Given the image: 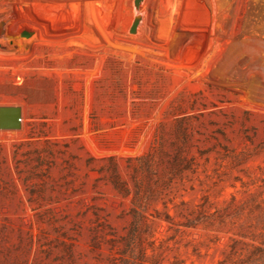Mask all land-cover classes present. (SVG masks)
<instances>
[{
  "label": "rangeland",
  "instance_id": "obj_1",
  "mask_svg": "<svg viewBox=\"0 0 264 264\" xmlns=\"http://www.w3.org/2000/svg\"><path fill=\"white\" fill-rule=\"evenodd\" d=\"M140 10L0 0V264H264V0Z\"/></svg>",
  "mask_w": 264,
  "mask_h": 264
},
{
  "label": "water",
  "instance_id": "obj_2",
  "mask_svg": "<svg viewBox=\"0 0 264 264\" xmlns=\"http://www.w3.org/2000/svg\"><path fill=\"white\" fill-rule=\"evenodd\" d=\"M141 0H132L133 15L130 24L127 28V32L134 34L137 30V26L141 20L140 10ZM21 122V109L16 105H1L0 106V128L5 129H17L20 127Z\"/></svg>",
  "mask_w": 264,
  "mask_h": 264
},
{
  "label": "trees",
  "instance_id": "obj_3",
  "mask_svg": "<svg viewBox=\"0 0 264 264\" xmlns=\"http://www.w3.org/2000/svg\"><path fill=\"white\" fill-rule=\"evenodd\" d=\"M134 213H135V216H138V217L140 216L139 212L135 211ZM167 217H169V216H167ZM132 238L133 237H130L129 240H128V243H127V248L128 249H131V242H132L131 240H132ZM140 255H141V258H143L145 256V250H144L143 247H141V249H140ZM121 264H129V259H128L126 254L121 257Z\"/></svg>",
  "mask_w": 264,
  "mask_h": 264
}]
</instances>
